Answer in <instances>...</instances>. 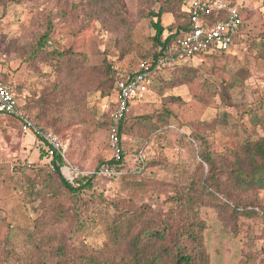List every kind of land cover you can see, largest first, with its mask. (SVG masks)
<instances>
[{"label":"rangeland","instance_id":"obj_1","mask_svg":"<svg viewBox=\"0 0 264 264\" xmlns=\"http://www.w3.org/2000/svg\"><path fill=\"white\" fill-rule=\"evenodd\" d=\"M120 1L124 20L91 14L87 0H0L1 69L21 108L63 143L67 161L61 171L69 181L85 180L100 162L112 158L108 130L114 95L108 85L104 90L99 88L102 70L107 64L136 63L155 50L149 12L158 11L162 0ZM228 1L243 7L244 36L227 53L182 59L184 65L195 69L191 81L163 87L157 80L131 103L120 141V173L93 177L91 186L79 193L74 206L79 211L88 201L111 211L119 200L157 210L197 169L199 142L193 140L192 132L204 134L210 150L219 153L264 135V106H259L264 93V59L257 54L264 33V0ZM171 22L170 14H161L163 26ZM44 34L48 39L39 44ZM63 57L70 59V65L75 60L82 63L83 78L73 83L68 79L61 68ZM171 74V69L165 70L161 79L167 80ZM223 90L227 100L221 96ZM172 96L180 101L171 100ZM141 115L155 124L163 119L167 123L141 137L135 124ZM202 121L208 124L202 127ZM40 146L38 138L24 133L13 118L0 114V264L13 263L4 255V240L9 244L10 238L12 242L17 236L22 239L13 225H27L43 205L39 203L37 209V203L28 200L22 177L23 173L34 174L32 166H48L49 159L41 154ZM68 164L78 172L70 174ZM129 179L145 185L138 189L124 186ZM247 195L262 203L264 189L241 193L242 197ZM69 203V195H64L55 209L60 221L57 229L64 231L70 243L71 222H65V217L73 220L75 216ZM203 213L208 223L205 247L209 264H264L262 225L241 221L242 230L234 233L231 227H223L211 208ZM103 240L99 227L87 237L92 248H99ZM24 249L22 246L20 251Z\"/></svg>","mask_w":264,"mask_h":264},{"label":"trees","instance_id":"obj_2","mask_svg":"<svg viewBox=\"0 0 264 264\" xmlns=\"http://www.w3.org/2000/svg\"><path fill=\"white\" fill-rule=\"evenodd\" d=\"M187 1L162 0L158 11L149 12L154 30L152 41L155 46L151 55H158L161 48L188 31L190 20L183 9ZM226 1L229 5L237 6L243 13L242 6ZM120 2V0H87V5L89 12L93 15L116 16L123 19ZM162 13L172 16V22L166 26L161 24ZM244 19L243 16L242 29L233 47L244 36L246 27ZM47 39L48 34H44L39 44H43ZM257 54L264 59V33L260 38ZM59 55L62 56V53ZM213 55L215 54L195 58L203 59ZM63 58L66 59V63L63 62ZM63 58H61V68L66 72L68 79L73 83L83 78L82 63L73 59L75 61L73 65H70L67 63L70 59ZM141 59L144 57L136 62ZM168 69L172 70V74L167 80L161 79L162 74H158L156 78L163 87H175L191 81L194 77L195 69L182 62L165 70ZM101 75L102 82L99 88L104 90L108 85V89L112 88L114 95L115 78L112 65L107 64ZM0 78L10 82L5 71L1 69V64ZM221 96L224 100L228 99L225 90L221 91ZM170 99L180 101L174 96ZM259 106H264V93L261 94ZM130 109L131 105L119 125L120 141L124 129L123 123ZM23 111L35 124H39L25 109ZM0 114L7 115L3 112ZM144 118H146L145 115L136 117L135 124L139 127L140 136L145 138L160 125L167 123L166 119L155 124L149 120H143ZM13 119L20 127L19 121ZM207 124L202 121L199 125L205 127ZM191 137L199 142V162L187 184L178 186L168 194L157 210L147 204L135 206L119 200L114 203L111 211L97 208L90 201L84 203L81 211L74 207L78 203L79 193L91 186V179L96 175L84 177L85 180L69 181L61 171L64 165L62 157L59 154L49 157L39 139L41 141L39 150L41 154L48 157V166L35 169L32 166L34 174L23 173L22 177L26 183L23 186V192L28 200L36 202L37 209H39V203L43 202V205L40 207L39 215L31 219L30 223L27 222V225H13L15 228L13 231L21 235L22 239L20 241L17 236L12 242L10 238L9 244L4 240V255L12 260V264H209V255L205 247V232L208 229L206 216L203 213L205 208H211L223 227H231L234 233L242 230L243 221L247 223L257 221L259 225L264 223V215L260 214V211L264 212V200L260 203L249 195L241 196V193L248 194L254 189H264V135L256 140H246L238 149H231L224 153L211 151L204 134L192 132ZM121 150L123 160L122 147ZM122 160L118 165L119 170L122 168ZM111 162V159L102 161L98 167ZM144 185V181L134 179L124 182V186L135 189ZM67 194L69 204H73L71 215L75 216L73 220L68 216L65 217V222H71L69 224L70 243L64 231L57 229L56 226L60 221L56 218L55 207ZM20 215L24 214L20 213ZM15 218L16 215H14ZM98 227L103 233L104 240L99 248H92L87 242V237ZM260 235L264 238V231ZM70 244L73 251H70ZM22 246L25 249L20 251Z\"/></svg>","mask_w":264,"mask_h":264},{"label":"built area","instance_id":"obj_3","mask_svg":"<svg viewBox=\"0 0 264 264\" xmlns=\"http://www.w3.org/2000/svg\"><path fill=\"white\" fill-rule=\"evenodd\" d=\"M190 26L186 33L172 43L161 48L158 55H151L140 61L116 63L114 71V106L110 114L108 130L112 150V162L102 164L93 174L96 177L118 175V165L122 160L119 138V125L131 103L142 97L155 83L157 75L163 74L182 59L201 55L227 53L233 47L243 25V14L237 6L226 0H188L184 6ZM0 112L17 119L24 133H31L40 139L49 157L59 154L67 161L64 145L51 130L44 129L27 117L18 103L16 93L10 82L0 78ZM69 173H77L72 165L66 166ZM261 215L264 212L260 211ZM264 228V223L262 224Z\"/></svg>","mask_w":264,"mask_h":264},{"label":"crops","instance_id":"obj_4","mask_svg":"<svg viewBox=\"0 0 264 264\" xmlns=\"http://www.w3.org/2000/svg\"><path fill=\"white\" fill-rule=\"evenodd\" d=\"M113 102H114V100H113ZM135 102V101H134ZM114 106V105H113Z\"/></svg>","mask_w":264,"mask_h":264}]
</instances>
